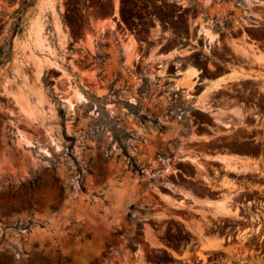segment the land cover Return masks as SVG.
I'll return each mask as SVG.
<instances>
[{
	"label": "rangeland",
	"instance_id": "1",
	"mask_svg": "<svg viewBox=\"0 0 264 264\" xmlns=\"http://www.w3.org/2000/svg\"><path fill=\"white\" fill-rule=\"evenodd\" d=\"M181 1L0 0V264L187 259L177 218L187 229L190 176L205 173L226 87L260 83L243 66L264 65L251 50L264 51L252 25L264 1ZM200 15L218 32L212 47ZM187 64L201 71L193 97L176 82ZM231 71L201 108L208 78Z\"/></svg>",
	"mask_w": 264,
	"mask_h": 264
},
{
	"label": "flooded vegetation",
	"instance_id": "2",
	"mask_svg": "<svg viewBox=\"0 0 264 264\" xmlns=\"http://www.w3.org/2000/svg\"><path fill=\"white\" fill-rule=\"evenodd\" d=\"M258 17L264 20V12ZM252 25L264 29V21ZM259 62L243 69L250 71L245 79L260 83L226 87L224 109L211 108L221 131L204 138L205 173L190 176L189 226L184 229L181 218L176 222L179 236L186 235L178 238L179 247L187 248L188 256L175 255V264H264V211L259 217L254 212L264 203V65Z\"/></svg>",
	"mask_w": 264,
	"mask_h": 264
},
{
	"label": "bare ground",
	"instance_id": "3",
	"mask_svg": "<svg viewBox=\"0 0 264 264\" xmlns=\"http://www.w3.org/2000/svg\"><path fill=\"white\" fill-rule=\"evenodd\" d=\"M207 2H210L212 0H206ZM184 5L188 4V0H182L181 1ZM253 5H255V3H253L251 1L250 3V7H252ZM198 27V33L199 34H203V36L205 37L206 40V45L207 43H217L218 41V32L215 31L214 29H212L211 26V21L210 20H205V18H203L201 15L198 16L196 18V22H195ZM38 26V25H37ZM40 32H38L39 35ZM39 37V36H38ZM208 47V45H207ZM232 47L234 50L239 51L242 50L243 47H240V45H238L237 42L232 43ZM252 52L254 53H261L263 52V50L259 49V48H254L251 47ZM187 52H189V50H187ZM175 55H183V52L180 50H175L173 53V56ZM155 58V61H158V59L161 58ZM153 60V61H154ZM153 61H151L153 63ZM151 65V64H150ZM165 64H160L159 66H164ZM162 70V69H160ZM200 73L199 69L192 65V64H187L185 65L183 68H178L175 71V74L178 75L176 78V82L179 84H184L185 86V90H187V92L189 94H187V97H193V95H191L190 91L193 88L194 82H193V78L198 76V74ZM236 78H238V74L237 71H231L229 72V74L221 76L220 78L217 79V81L214 82V84H209V89L205 88L201 91V93L197 94L195 97V102L203 109H207L208 106H210V102H209V93L212 90H215L216 88L219 87V85L221 83H224L226 81L229 80H235ZM215 85V86H213ZM17 92V97L18 99H20L21 102V106H23V108H31V105L29 103V101L27 100L26 95L22 92L21 88L20 89H15ZM25 92V91H24ZM42 94V93H41ZM41 94L39 95V97H41ZM31 111V110H29ZM215 121L217 122V124L221 125V120L219 119V117H215ZM187 158V157H186ZM185 158V159H186ZM199 170H203L204 169V165L200 162L199 165L197 166ZM78 211H81V209H78Z\"/></svg>",
	"mask_w": 264,
	"mask_h": 264
},
{
	"label": "built area",
	"instance_id": "4",
	"mask_svg": "<svg viewBox=\"0 0 264 264\" xmlns=\"http://www.w3.org/2000/svg\"><path fill=\"white\" fill-rule=\"evenodd\" d=\"M222 118L225 119V116H223ZM224 195H225V193H223V192H220V194H219V196H221V197H223ZM263 211H264V203L257 204L256 209L254 211L256 213V215L259 217V215L261 213H263Z\"/></svg>",
	"mask_w": 264,
	"mask_h": 264
},
{
	"label": "crops",
	"instance_id": "5",
	"mask_svg": "<svg viewBox=\"0 0 264 264\" xmlns=\"http://www.w3.org/2000/svg\"><path fill=\"white\" fill-rule=\"evenodd\" d=\"M264 1V0H263ZM209 7H210V5H208ZM253 9V8H252ZM211 17H213V16H211ZM206 20V19H205ZM210 20V19H209ZM211 21V20H210ZM211 25H212V22H211ZM212 28H213V26H212ZM221 31L222 30H219V33H221ZM205 38V37H204ZM240 38V37H239ZM234 39H238L237 37L236 38H234ZM216 44H218V43H207V45H209V47H212L213 45H216ZM242 53V52H241ZM246 70V69H245ZM200 73H201V71H200ZM218 78H220V75H214L213 77H211V78H208V79H218Z\"/></svg>",
	"mask_w": 264,
	"mask_h": 264
}]
</instances>
